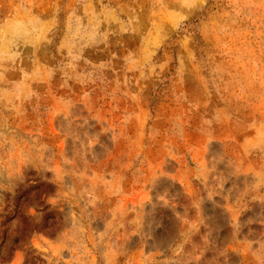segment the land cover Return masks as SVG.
<instances>
[{
  "label": "rangeland",
  "instance_id": "rangeland-1",
  "mask_svg": "<svg viewBox=\"0 0 264 264\" xmlns=\"http://www.w3.org/2000/svg\"><path fill=\"white\" fill-rule=\"evenodd\" d=\"M0 264H264V0H0Z\"/></svg>",
  "mask_w": 264,
  "mask_h": 264
},
{
  "label": "trees",
  "instance_id": "trees-1",
  "mask_svg": "<svg viewBox=\"0 0 264 264\" xmlns=\"http://www.w3.org/2000/svg\"><path fill=\"white\" fill-rule=\"evenodd\" d=\"M22 223H23V229H22V233H21V237L17 238L14 240V245H17L28 233V223L25 221V219H22Z\"/></svg>",
  "mask_w": 264,
  "mask_h": 264
}]
</instances>
